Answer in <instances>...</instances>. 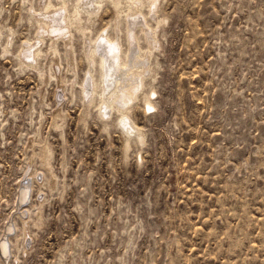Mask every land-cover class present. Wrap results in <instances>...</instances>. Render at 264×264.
Segmentation results:
<instances>
[{"label":"rangeland","instance_id":"rangeland-1","mask_svg":"<svg viewBox=\"0 0 264 264\" xmlns=\"http://www.w3.org/2000/svg\"><path fill=\"white\" fill-rule=\"evenodd\" d=\"M159 2L149 14L142 5L157 38L148 31L149 74L125 113L140 144L123 113L102 118L99 94L85 108L90 65L79 34L75 53L65 34L52 36L56 63L51 36L37 63H22L23 50L38 47L33 14L44 1L0 0V236L9 218L17 229L8 264H264V0ZM99 12L95 36L115 13L106 0ZM30 160L25 253L15 207Z\"/></svg>","mask_w":264,"mask_h":264},{"label":"bare ground","instance_id":"bare-ground-1","mask_svg":"<svg viewBox=\"0 0 264 264\" xmlns=\"http://www.w3.org/2000/svg\"><path fill=\"white\" fill-rule=\"evenodd\" d=\"M43 1H44V4L40 8V13L33 14L36 17V22H37L36 24L38 25V31H37V41H38L37 46L38 47L35 48V50H32L35 44H33V46L30 44V46L26 47L23 50L22 56H20L22 63H26L28 61L27 60L25 62L26 59H32L34 61L32 63H37L36 61L42 54L41 44L45 42V38L47 36H51L50 46L48 48V51L50 52L49 55L52 56V59L50 61L52 64L56 63V60H54L53 57L56 56L57 58V56L61 55V52L59 51L57 47V43L59 41H56L57 39H54L52 37L54 35H55L54 37L57 36V37H60L59 39H62V37L58 35L65 34L66 37L65 39H63V40H66L64 43L65 47L68 50L70 49L73 53H75L74 43H73L75 39L74 33H78L79 38L84 46L85 60L90 65V68H89L90 78H88L86 86L85 87L83 86V89H84L83 91H85L86 95L90 94L91 98L90 100L87 98L88 100L83 101L85 108L88 109L90 108V106L95 105L94 104L95 99L93 97L99 94L101 97V101L98 105L95 106V108L98 110L102 118L108 119L110 116V112L114 110L123 113L124 114L123 117H125L126 120L128 121V126L125 130L126 134H128L130 137V136H133L134 133H136L140 138L139 140L140 144H143V137L140 134L141 132L137 129L136 124H134L131 121V118L125 115V113L130 109L132 102L133 101L135 102V99L137 100L138 92L144 89V86H145V81H144L145 72L144 71H146L147 74H149L148 70L145 69L147 62L149 61L147 60L146 62L145 59L147 58V56L151 55V51L153 50L154 48L153 45L155 43L153 40V44H152V40H151L152 37H150L151 35L148 37V31L149 32L151 31V33L149 34L156 36L155 28L149 24L150 22H148L147 20L148 15H145L143 13L142 5L147 4L149 6L148 7L149 11L147 14L153 13V12H156V10L159 8L158 6L159 5L158 3H160L159 0H106L110 2L115 13H114V19L112 21V25L110 26L109 30L106 32H103L101 36H99V34L97 36L93 35V30H92L91 25L94 19L98 17V12L104 7L105 0H76L77 5L73 7L72 9L70 8V5H69L70 2L68 0H43ZM55 1L57 2V5L54 4ZM29 2L31 3V0H29ZM54 12L56 13L54 14ZM150 15L152 17V14ZM141 17H143L144 20L143 18L141 19ZM87 22L91 23L90 26L85 25V23ZM154 22L156 26H159L162 21L158 19ZM141 36L143 37L147 36V38L150 39V41H148L146 37H145L146 40L141 39ZM142 40L146 42L145 47H143L140 44ZM144 57L145 59H143ZM68 58L73 60L71 55L67 54L66 59H65L67 63H69V61L67 60ZM58 64H60V62ZM97 65L101 68L99 78H96L94 76ZM49 76L47 77L49 78ZM52 77L50 76V78ZM48 80H46L45 82H47ZM64 85H67V82ZM99 89L101 90V93H98ZM61 100L62 98H60V101ZM118 101H120V103L122 104H119ZM146 104L149 108L151 109L153 108V104L149 100L146 102ZM105 106L108 107L110 110L108 109V111L106 112ZM61 114H62L61 110H58L55 113L54 115L55 123H57L56 121L57 118L59 119L61 118ZM54 127H58V126L55 125ZM46 146H43L42 148L40 147L41 154L40 156L39 155L38 156L41 158L42 160L41 162H43L45 166L46 165L48 166L51 161L50 160L51 152L49 149L50 146L49 147H46ZM30 161L28 163L29 167H28V172L26 174L27 177L25 178L33 181L36 178L35 176L36 173L34 172V169L32 170L33 168L31 167L32 160ZM33 172L35 173V175H33L34 174ZM49 174H52V173H49ZM52 177H54L53 174H52ZM52 180L50 181L51 185L49 186L53 188L54 183L56 181L54 182ZM43 182L45 181H41L40 186L42 185ZM47 183L48 182L46 181V184ZM54 188H56V186ZM30 191L31 192L29 195V199L31 200V194H32L31 182H30ZM30 200H29V203H30ZM29 203L24 205L22 208L28 207ZM41 204L42 203H40L39 208L35 210L37 211L36 216L37 215L39 216V220H40V214H41L40 212L42 211ZM17 216L19 219H21V223L23 225V228H21V238H22L23 247H25V253H26L27 252L26 244L28 242L26 237H27V234L30 235L29 227L31 228V226L28 227V225L31 223L32 220H31L30 215H28L27 218H25L26 216L24 217L20 215H17ZM12 223H13V220H12ZM39 223L41 222H38V220H35L33 222L34 226L38 225ZM14 228H15V232L7 237V241L10 236L15 235L17 231L15 225H14ZM10 248H11V244L9 243L10 257L4 260L3 243L2 242L0 243V257L3 261L2 262L3 264H8V262L11 261L10 259H11L12 253L10 252L11 251ZM18 249H20V246L17 248V250Z\"/></svg>","mask_w":264,"mask_h":264},{"label":"water","instance_id":"water-1","mask_svg":"<svg viewBox=\"0 0 264 264\" xmlns=\"http://www.w3.org/2000/svg\"><path fill=\"white\" fill-rule=\"evenodd\" d=\"M30 193V180L26 179L25 181H22L17 189V197H16V207H15V213H19L20 216H26V211L21 208L29 203L28 194ZM12 219L9 218L6 222V225L4 226V232L0 236V239H4L3 243V258L4 260L9 255V243L7 241V237L14 233L13 226H12ZM13 230V231H12ZM1 243V242H0Z\"/></svg>","mask_w":264,"mask_h":264},{"label":"snow or ice","instance_id":"snow-or-ice-1","mask_svg":"<svg viewBox=\"0 0 264 264\" xmlns=\"http://www.w3.org/2000/svg\"><path fill=\"white\" fill-rule=\"evenodd\" d=\"M151 111V109H149Z\"/></svg>","mask_w":264,"mask_h":264}]
</instances>
